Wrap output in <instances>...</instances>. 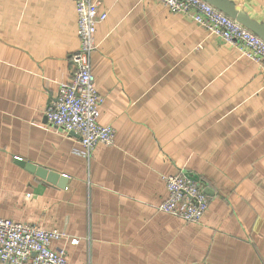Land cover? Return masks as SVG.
Instances as JSON below:
<instances>
[{
	"label": "crops",
	"instance_id": "crops-1",
	"mask_svg": "<svg viewBox=\"0 0 264 264\" xmlns=\"http://www.w3.org/2000/svg\"><path fill=\"white\" fill-rule=\"evenodd\" d=\"M224 1L264 25V0ZM97 2L90 69L114 136L86 156L44 117L72 78L74 0H0V217L64 232L50 247L69 264H264L261 63L158 0ZM180 170L207 189L197 222L157 209Z\"/></svg>",
	"mask_w": 264,
	"mask_h": 264
},
{
	"label": "built area",
	"instance_id": "built-area-1",
	"mask_svg": "<svg viewBox=\"0 0 264 264\" xmlns=\"http://www.w3.org/2000/svg\"><path fill=\"white\" fill-rule=\"evenodd\" d=\"M173 12L190 13L192 19L224 41L239 45L243 53L260 62L264 72V40L232 17L205 0H158ZM78 48L71 54L72 78L57 82L54 98L44 110L46 121L65 132L78 134L83 153L88 156L96 144L113 142L114 129L97 121L103 97L95 86L90 56L96 48L95 25L104 20L97 0H74ZM166 198L159 211L184 221L197 222L208 206V196L182 170L164 174ZM65 235L56 229L0 217V261L8 264H69L64 251L53 249L50 242ZM72 239L71 242H76Z\"/></svg>",
	"mask_w": 264,
	"mask_h": 264
},
{
	"label": "water",
	"instance_id": "water-1",
	"mask_svg": "<svg viewBox=\"0 0 264 264\" xmlns=\"http://www.w3.org/2000/svg\"><path fill=\"white\" fill-rule=\"evenodd\" d=\"M215 6L217 9L220 11L224 12L228 16L232 17L235 19L237 22L242 24L244 27L249 29L250 31L254 32L257 34L260 38L264 40V25L259 24L257 22H254L247 18L245 14H243L241 11L236 12L237 10L232 6L231 4L226 3L224 0H205ZM72 134H75L74 132H70ZM16 161L20 164H23L25 168H27L30 171H33L36 175H38L41 178H44L48 181L54 182L56 181L57 184L61 187H65L66 185V176L59 174L54 171L47 170L46 168L23 161L22 159L15 158ZM185 176H187L189 179L193 181H197L198 178L194 175H190L188 173H184ZM204 192L207 194V189H203Z\"/></svg>",
	"mask_w": 264,
	"mask_h": 264
}]
</instances>
